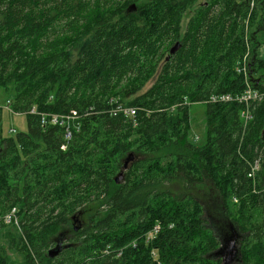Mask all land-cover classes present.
<instances>
[{"label":"trees","instance_id":"trees-1","mask_svg":"<svg viewBox=\"0 0 264 264\" xmlns=\"http://www.w3.org/2000/svg\"><path fill=\"white\" fill-rule=\"evenodd\" d=\"M200 1L0 0V91L27 113L5 136L0 111V217L17 208L22 227L0 264L10 250L24 264H223L233 236L236 261L264 264V100H237L264 93V0ZM222 95L234 100L211 101ZM197 103L202 145L189 140ZM32 108L78 119L42 126Z\"/></svg>","mask_w":264,"mask_h":264},{"label":"rangeland","instance_id":"rangeland-1","mask_svg":"<svg viewBox=\"0 0 264 264\" xmlns=\"http://www.w3.org/2000/svg\"><path fill=\"white\" fill-rule=\"evenodd\" d=\"M205 2V0H201L200 3ZM193 12L187 13L185 16V19L183 21V28H186V25L191 18ZM260 41L262 43L260 52L264 56V33L260 34ZM154 81H151L142 91H147ZM4 96V93L0 91V100L5 101L8 99ZM206 116H207V106L205 104L197 103L190 106V120H191V131L189 135V140L192 142H195L198 145H202L206 142ZM12 128H15L17 132H25L27 130V120L26 117H12L7 113H4V119H3V129H4V135L10 136V130ZM142 158L137 152L134 150L129 153V155L123 160L124 166L121 168L120 172L116 175L118 176L120 173L122 174V180L125 177V174L127 170L130 168V166L135 162ZM98 210V206L96 205H90L88 209L82 213V215H79V217L76 219V221L73 222V227L76 229H79L83 227L87 222H89V218L95 214ZM78 215H76L77 217ZM1 222V221H0ZM73 228V229H74ZM73 231V230H72ZM63 232V231H62ZM11 235L16 239V241H19V236L22 235V231L19 230L17 227H13L10 225H3L0 227V245H4L6 247H10L11 244ZM72 237V233H67L66 236H64L63 240L67 242ZM57 242V239L55 240ZM64 242V243H65ZM71 243V242H70ZM63 244V243H62ZM57 245V243H56ZM56 246L53 247L55 249ZM236 247V246H235ZM237 249V247H236ZM10 256L12 260V264H24V258L20 253H17L16 250H10ZM228 255V253H227ZM229 256L227 257V260L230 261L229 264H240L236 260H229ZM39 264H42L40 260H38Z\"/></svg>","mask_w":264,"mask_h":264},{"label":"built area","instance_id":"built-area-1","mask_svg":"<svg viewBox=\"0 0 264 264\" xmlns=\"http://www.w3.org/2000/svg\"><path fill=\"white\" fill-rule=\"evenodd\" d=\"M234 100L231 95H222V96H214L212 97L211 101L212 102H230ZM237 100L240 101H245L249 102L250 100H258L262 101L264 100V93L261 92H252L251 89H249L245 95L241 98H237ZM0 111L9 114L12 117H21V116H26L27 113L25 112H18L13 108L12 105V100L11 99H6L5 101L0 100ZM138 109L135 107H130V106H123V105H118L113 111H111L112 115H123L125 117H130V118H135L137 115ZM29 114L32 115H39L41 118V125L42 126H48V125H65V123H68L69 121H74L78 119L75 114H70V115H60V114H55V113H40L38 112L35 108H32L31 111L28 112ZM249 118V117H248ZM76 127V126H75ZM17 130L15 128H12L10 130V134L15 135L17 134ZM72 134L73 132L71 129L68 127L67 128V133H66V140L70 141L72 139ZM63 150L66 149V145L62 147ZM260 171V163L259 161H256L254 165H252L251 172L249 174V177H251L253 180L256 179V174L257 172ZM0 221H2L5 225H10L13 227H17L19 230L22 231L21 227V221L18 216V209L13 208L11 211L6 213L4 216L0 217ZM159 227L155 228V231H158ZM153 235L150 233L147 235V239H151ZM37 264L38 260H37Z\"/></svg>","mask_w":264,"mask_h":264},{"label":"water","instance_id":"water-1","mask_svg":"<svg viewBox=\"0 0 264 264\" xmlns=\"http://www.w3.org/2000/svg\"><path fill=\"white\" fill-rule=\"evenodd\" d=\"M180 47V43H176L174 47L171 49V54H174ZM122 180V174L120 173L118 176L115 177V181L117 184H120ZM235 236L231 237L230 239H224V244L223 247H221L215 254L217 256H221L223 260V264H229L230 261L227 260V257L229 256V260H235L237 256L238 249H236V244H235ZM59 249L56 247L55 249L51 250V255H58L59 254ZM228 253V255H227Z\"/></svg>","mask_w":264,"mask_h":264},{"label":"flooded vegetation","instance_id":"flooded-vegetation-1","mask_svg":"<svg viewBox=\"0 0 264 264\" xmlns=\"http://www.w3.org/2000/svg\"><path fill=\"white\" fill-rule=\"evenodd\" d=\"M59 244H60V243H59ZM59 244H58V245H59ZM235 244H236V242H235ZM56 247H58L59 251L62 250L61 246H57V245H56ZM56 247H55V248H56ZM236 247H237V249H238V244H236Z\"/></svg>","mask_w":264,"mask_h":264},{"label":"bare ground","instance_id":"bare-ground-1","mask_svg":"<svg viewBox=\"0 0 264 264\" xmlns=\"http://www.w3.org/2000/svg\"><path fill=\"white\" fill-rule=\"evenodd\" d=\"M67 124V123H66ZM66 126V125H65Z\"/></svg>","mask_w":264,"mask_h":264}]
</instances>
